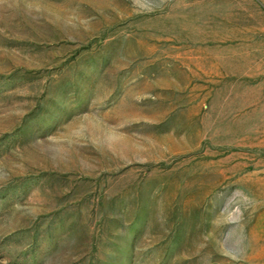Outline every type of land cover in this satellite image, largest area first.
Returning <instances> with one entry per match:
<instances>
[{
  "label": "rangeland",
  "instance_id": "obj_1",
  "mask_svg": "<svg viewBox=\"0 0 264 264\" xmlns=\"http://www.w3.org/2000/svg\"><path fill=\"white\" fill-rule=\"evenodd\" d=\"M0 264H264V0H0Z\"/></svg>",
  "mask_w": 264,
  "mask_h": 264
}]
</instances>
